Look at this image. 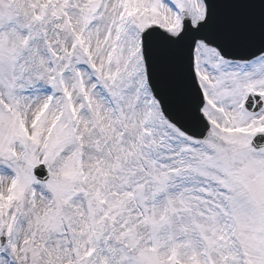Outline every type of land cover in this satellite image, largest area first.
I'll list each match as a JSON object with an SVG mask.
<instances>
[{"label":"snow or ice","instance_id":"obj_1","mask_svg":"<svg viewBox=\"0 0 264 264\" xmlns=\"http://www.w3.org/2000/svg\"><path fill=\"white\" fill-rule=\"evenodd\" d=\"M0 264H264V0H0Z\"/></svg>","mask_w":264,"mask_h":264}]
</instances>
